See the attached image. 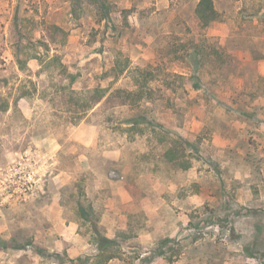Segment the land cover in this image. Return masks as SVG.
Returning a JSON list of instances; mask_svg holds the SVG:
<instances>
[{
    "label": "rangeland",
    "instance_id": "1",
    "mask_svg": "<svg viewBox=\"0 0 264 264\" xmlns=\"http://www.w3.org/2000/svg\"><path fill=\"white\" fill-rule=\"evenodd\" d=\"M199 1L107 0L103 20L95 0H0V175L26 150L50 153V139L78 148L96 165L102 150L123 148L130 173L145 178L143 191L130 179L145 204L137 203L130 227L121 231L131 238L111 264H264V0H214L220 18L207 28L196 16ZM198 46L205 51L201 80L189 56ZM33 47L37 56H59L65 71L60 65L44 71L38 60L21 71L15 56H31ZM116 60H130L148 80L136 107L135 96L117 91L132 90V78L106 77ZM95 88L109 92L93 109L81 108L79 93ZM138 111L197 151L183 144L181 160H165L167 145H159L158 134L130 130ZM82 124L98 127L97 150L69 140ZM62 161L73 167L71 155ZM116 168L112 173L120 176ZM74 176L62 190L70 218L76 186L94 184L91 171ZM44 190L31 202L1 206L0 215H23L30 204L48 200L53 174ZM13 232L21 246L33 239L22 229ZM15 245L0 242L10 252L21 247ZM42 257L69 264L67 254Z\"/></svg>",
    "mask_w": 264,
    "mask_h": 264
},
{
    "label": "crops",
    "instance_id": "2",
    "mask_svg": "<svg viewBox=\"0 0 264 264\" xmlns=\"http://www.w3.org/2000/svg\"><path fill=\"white\" fill-rule=\"evenodd\" d=\"M99 135L97 126L82 124L70 134L69 140L89 150H97L100 145ZM48 141L49 154L55 157L53 174L55 191L48 200L43 198L30 204L23 215L11 212L0 215V242L20 245L13 232L14 227L24 230L34 239L30 243L20 245L21 250L11 246L13 251L10 252L0 247V264H57L32 251L31 248L34 246L39 247L44 253L67 254L68 258L73 260L84 254L96 252V248L80 232L82 219L78 217L76 211L70 218L63 201L62 190L71 181L76 180L74 175L80 170L91 171L94 175L93 186L83 187H86L84 191L87 197L90 198V191L92 192L91 202L95 209L102 207L99 225L108 238H115L118 232L129 228L130 216L139 211L137 203L141 206L145 204L143 194L134 196L131 187L133 180L137 182L138 189L143 191V185L140 186V183L145 178L130 173L131 166L124 162L126 157L123 148L102 150L100 165H96L88 154L79 152L78 148L66 147L58 140ZM66 155L73 157L72 168L63 165L62 158ZM116 167L121 178H114L111 175L112 169H117Z\"/></svg>",
    "mask_w": 264,
    "mask_h": 264
},
{
    "label": "trees",
    "instance_id": "3",
    "mask_svg": "<svg viewBox=\"0 0 264 264\" xmlns=\"http://www.w3.org/2000/svg\"><path fill=\"white\" fill-rule=\"evenodd\" d=\"M96 3L99 5L100 14L102 15V19L105 20L108 18L109 15V5L107 4V0H95ZM196 16L199 20L200 25L202 28L209 27L213 22H216L220 18V13L218 9L216 8L215 1L214 0H200L197 7H196ZM19 34L20 31H19ZM24 47L22 46L20 48V51H24ZM34 54L31 56H15L16 62L19 67V69L23 72H26L29 69V62L32 60H38L40 65L42 66V69L44 71H47L54 66L60 65L61 68L65 71V66L60 61L59 56H37L35 48ZM205 51L198 47H195L189 56H191V59L193 60V66L196 67L195 69V77L197 80H201V68L203 67L204 63L202 61L203 56H205ZM215 54L217 51H214ZM219 55V53H218ZM194 67V68H195ZM144 71H140V68L138 66L132 65L130 60H126L124 65H121L119 61L114 62V66L112 68L111 74H107L108 76H113L115 81L120 80L122 77H128L132 78L133 85L132 90H121L118 88V93H123L127 97H136L135 100V107L139 105V103L144 99V93H145V87L148 85L147 78L143 77ZM175 77H178L180 79H184L185 76L174 74ZM109 92V88H95L93 90H88L87 92H81L79 93V97L82 100V106L81 108L85 110L93 109L94 106H96L98 103L102 101V99L106 96V94ZM145 102H150L149 100H145ZM146 112H137L135 117L132 119V122H130V130L135 131L137 133L143 132L145 127L148 128L152 133L158 134L159 137V145H167V148L163 152L162 157L169 161V162H177L183 158L181 156V146L183 144H187L190 147L195 148L197 151V148L194 144L185 141L181 137H177V139L171 138V132L168 131L162 124L155 123L156 120L153 118L152 120L146 116ZM157 129H160V132H157ZM183 151V150H182ZM182 167L185 169H188L191 167V163H183ZM77 187V196L75 199L76 203V212L79 218L82 219L80 223V232L85 235L82 230L83 228L90 227V235L88 236V241L90 244H92L96 248V252L91 255H84L80 256L76 259H69L67 258V262L69 264H109L114 259H120L121 257V251H122V241L129 240V235L127 232H119L115 238H108L104 232L100 228V215H98L94 205L91 201L88 200L84 187L82 185H78ZM71 186H66L63 191L69 190ZM74 198L73 192L72 195H70ZM131 218V216H130ZM124 239V240H121ZM21 250L22 248H16ZM40 254H46L48 257H56L60 258L63 257L61 254H51V253H44L42 250L39 251ZM65 256V254H64ZM149 260L151 262V258H144L143 261ZM55 262V261H54ZM65 261L60 262L59 264H63Z\"/></svg>",
    "mask_w": 264,
    "mask_h": 264
},
{
    "label": "built area",
    "instance_id": "4",
    "mask_svg": "<svg viewBox=\"0 0 264 264\" xmlns=\"http://www.w3.org/2000/svg\"><path fill=\"white\" fill-rule=\"evenodd\" d=\"M55 157L41 150H26L0 175V207L12 202H31L43 193L44 181L54 174ZM114 178H121L112 173Z\"/></svg>",
    "mask_w": 264,
    "mask_h": 264
}]
</instances>
